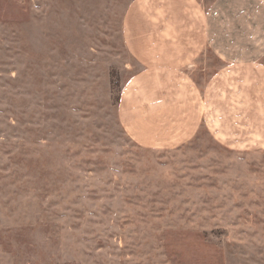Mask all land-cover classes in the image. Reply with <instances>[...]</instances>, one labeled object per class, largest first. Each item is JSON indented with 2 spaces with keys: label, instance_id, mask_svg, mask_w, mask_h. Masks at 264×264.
<instances>
[{
  "label": "rangeland",
  "instance_id": "374dc122",
  "mask_svg": "<svg viewBox=\"0 0 264 264\" xmlns=\"http://www.w3.org/2000/svg\"><path fill=\"white\" fill-rule=\"evenodd\" d=\"M129 2L0 0V264H264V146L124 129Z\"/></svg>",
  "mask_w": 264,
  "mask_h": 264
},
{
  "label": "crops",
  "instance_id": "0c3cea01",
  "mask_svg": "<svg viewBox=\"0 0 264 264\" xmlns=\"http://www.w3.org/2000/svg\"><path fill=\"white\" fill-rule=\"evenodd\" d=\"M123 36L139 68L119 117L138 145L177 147L206 129L264 146V0H130Z\"/></svg>",
  "mask_w": 264,
  "mask_h": 264
}]
</instances>
